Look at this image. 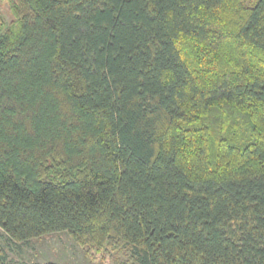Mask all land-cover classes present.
<instances>
[{
  "label": "trees",
  "instance_id": "trees-1",
  "mask_svg": "<svg viewBox=\"0 0 264 264\" xmlns=\"http://www.w3.org/2000/svg\"><path fill=\"white\" fill-rule=\"evenodd\" d=\"M8 6L7 239L62 231L124 251L118 264H264V0Z\"/></svg>",
  "mask_w": 264,
  "mask_h": 264
},
{
  "label": "rangeland",
  "instance_id": "rangeland-1",
  "mask_svg": "<svg viewBox=\"0 0 264 264\" xmlns=\"http://www.w3.org/2000/svg\"><path fill=\"white\" fill-rule=\"evenodd\" d=\"M0 18L10 21L8 0H0ZM1 21V19H0ZM0 244L7 252V264L47 263L56 264H118L126 259L121 250L108 252L93 250L86 253L84 248L75 243L66 232H52L25 242H12L0 230Z\"/></svg>",
  "mask_w": 264,
  "mask_h": 264
}]
</instances>
